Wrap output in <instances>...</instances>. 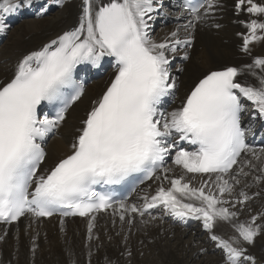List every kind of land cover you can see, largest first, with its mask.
Returning <instances> with one entry per match:
<instances>
[{"label": "snow or ice", "instance_id": "6c2138e0", "mask_svg": "<svg viewBox=\"0 0 264 264\" xmlns=\"http://www.w3.org/2000/svg\"><path fill=\"white\" fill-rule=\"evenodd\" d=\"M245 2L247 12L257 14L243 36V50L248 52L250 43L264 41V35H258L264 34V0H238L237 9ZM213 5L214 0H208L207 8ZM17 6L4 0L2 10ZM153 11V0H108L95 10L91 0H84L79 27L25 56L13 77L0 84V221L59 213L63 224L64 217L78 215L89 218L91 238L97 213L111 209L124 221L129 214L144 217L162 206L175 217L202 221L225 254L224 264H254L240 240L216 235L214 226L217 221L234 220L236 205L250 199L245 191H235L240 180L232 173L241 154L250 152L264 163V150L257 153L245 143L240 122L241 97L264 117V74L254 87L236 81V67L210 71L194 84L180 107L165 115L158 105L177 86L166 52L175 53L178 45L190 40L177 39V32L160 43L150 39L146 30ZM191 11L199 20V9ZM106 56L115 58L114 79L86 113L69 153L41 172L46 153L38 141L63 123L70 105L84 93L73 76L77 65L99 66ZM254 65L264 69V58L255 59ZM66 89L72 94L65 95ZM42 102L61 107L52 118H41ZM177 139L198 147L177 150ZM172 151L173 163L184 170L179 176H170L171 169L164 167ZM245 163L251 165V161ZM134 173L160 181L155 194L144 196L142 205L115 201L95 190L96 185L116 184ZM188 174L202 177L199 186H193ZM238 175H247L243 167ZM256 179L264 180V175ZM226 194L235 195V200L225 199ZM258 217L264 219V213L234 225L244 242L253 243L264 231V226L256 224Z\"/></svg>", "mask_w": 264, "mask_h": 264}, {"label": "bare ground", "instance_id": "6f19581e", "mask_svg": "<svg viewBox=\"0 0 264 264\" xmlns=\"http://www.w3.org/2000/svg\"><path fill=\"white\" fill-rule=\"evenodd\" d=\"M230 1L222 0L224 4L221 9L207 8L195 28L179 25L177 28L158 27L154 32L149 27L146 30L149 38L157 43L169 38L172 32L187 34L192 29L194 32L195 41L188 52V60L182 63L184 69L178 76L171 75L175 77L178 88L167 114L175 109L176 102L190 85L209 70L236 67L239 70L236 80L246 86H259L264 69L256 67L252 60L254 56L264 58V41H255L257 43L252 49L242 53L243 45L236 22L226 6ZM91 2L95 10L108 0ZM38 3L34 7L38 11L45 9L47 13L38 18L26 17L10 27L7 41L0 45V84L13 74L14 67L24 54L38 50L44 43L57 39L67 30L79 27L84 0H45L44 4ZM148 15L153 18L152 12ZM185 22L186 19L180 24ZM150 24L152 19L148 20ZM180 66L178 68L182 69ZM111 72L112 69H108L87 85L82 97L72 104L57 133L47 143L46 159L40 166L41 172L69 153L86 112L92 101L97 99ZM249 121L253 120H246V125ZM253 149L260 153L264 146ZM245 161H251V165ZM167 167L171 169L170 176L183 174L179 168ZM241 167L247 175H238ZM262 167L264 163L256 160L250 152L242 155L235 168L237 171H234L236 174L232 175L240 180V184L235 187L236 193L243 190L250 199L243 205H236L233 210L238 215L234 220L217 221L214 232L230 241L240 240V246L247 250L248 255L254 258L258 254L264 263V231L259 232L254 242L249 244L239 237L234 227L239 223L251 222L252 216L264 213V180L256 179L264 175ZM225 178L229 179L227 176ZM188 179L193 186H199L202 177L188 175ZM163 183L168 186L167 181ZM159 184L160 181L155 179L139 189L131 204L142 205L144 196L154 195ZM225 199L234 201L235 195L226 194ZM168 213L162 208L160 212L155 211L144 217L129 214L121 221L119 214L113 215L109 209L95 219L91 238L88 232L89 218L63 221V224L57 219L36 221L25 218L16 225L0 227V264H224L225 254L217 247V242L210 239L202 222L196 226L182 227L171 222ZM256 224L264 226V219L258 217ZM202 230L201 233L205 235L200 237L199 232Z\"/></svg>", "mask_w": 264, "mask_h": 264}, {"label": "rangeland", "instance_id": "374dc122", "mask_svg": "<svg viewBox=\"0 0 264 264\" xmlns=\"http://www.w3.org/2000/svg\"><path fill=\"white\" fill-rule=\"evenodd\" d=\"M51 13H52V12H51ZM47 16H48V15H47ZM21 21H22V20H21ZM149 27H150V26H149ZM151 32H152V31H151ZM7 35H8V34H7ZM8 36H9V35H8ZM8 36H7V38H8ZM7 38H6V40L4 41V43H2V44H5V42L7 41ZM2 44H1V45H2ZM179 65L182 66V63L176 64V66H174L173 69H174V68H178ZM181 66H180V67H181ZM182 67H183V66H182ZM183 69H184V67H183L181 70H183ZM106 72H107V70H106ZM106 72H105V73H106ZM105 73H104V74H105ZM179 73H180V71L177 73V76L179 75ZM173 76H175V75H173ZM177 79H178V78H177ZM195 226H196V225H195ZM201 232H203V230L199 232L200 237H202V236L205 235V234H203V233H201ZM150 242H151V241H150ZM255 256H257L258 258L254 259V264H262V263H263V259H261L260 256H259L258 254L255 255ZM255 256H254V257H255ZM263 264H264V263H263Z\"/></svg>", "mask_w": 264, "mask_h": 264}]
</instances>
